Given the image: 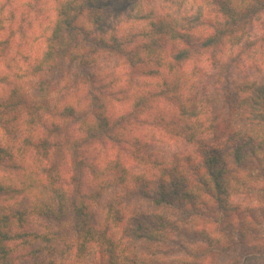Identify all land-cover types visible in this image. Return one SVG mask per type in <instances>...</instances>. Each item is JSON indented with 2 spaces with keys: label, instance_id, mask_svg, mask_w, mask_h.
Returning a JSON list of instances; mask_svg holds the SVG:
<instances>
[{
  "label": "trees",
  "instance_id": "1",
  "mask_svg": "<svg viewBox=\"0 0 264 264\" xmlns=\"http://www.w3.org/2000/svg\"><path fill=\"white\" fill-rule=\"evenodd\" d=\"M144 1L58 3L55 24L28 68L29 77L39 79L42 73L54 74L66 63H76L87 64V76L95 81L103 56L121 58L131 69L127 74L130 91H124L133 107L130 115L140 109L152 110L163 100L168 106L158 109L162 116L159 126L184 141L187 148L169 158H156L155 172L148 175L127 170L119 160L103 167L83 165L79 153L97 142L124 146L131 152L140 144L139 138L126 139L117 132L125 115L108 118L94 89L85 101L83 96L72 104L51 105L50 82L42 78L33 87L40 98H32L21 87L0 97V264H68L70 253V264H140L122 238L115 240L108 221L93 219L92 209L112 188H117L124 199H147L156 210H185L189 206L194 214L198 213L199 203L207 210L205 197L215 202L219 213H229L231 184L251 194L261 192L258 183L264 182V80L235 78V69L244 62L242 55L249 60L256 41L231 50L226 58L220 49L230 43L236 45L238 33L264 15V0H210L222 18L211 25L213 34L201 42L195 36L197 29L207 26L201 11L185 19H176L170 12L155 16L152 9L148 13L135 12ZM125 13V19L134 23L145 20L147 26L141 29L145 35L102 33L111 19L123 21ZM206 49L218 52L216 80L212 95L206 98L207 106L193 95L198 84L196 73L183 69ZM246 49L251 52L245 54ZM139 66L146 67L144 74L162 79L159 91L135 87L134 71ZM211 106H219L217 116L202 123L201 118ZM70 124L75 130L69 129ZM131 156L137 159V154ZM241 170L247 171L246 177L239 175ZM86 171L90 182H85ZM120 210L124 215L120 225L131 222L123 229H129L135 241L165 243V232L174 227L159 214L139 220L128 215L126 205ZM37 218L50 221V225L35 232L32 226ZM261 218L264 220V215ZM251 219L247 231L259 225L256 217ZM244 232L232 226L224 228L230 237L228 244L242 242L248 233ZM68 237L70 241L66 242ZM62 243L69 254L66 259H55L57 246ZM254 255L241 264L256 258L260 259L257 264H264L261 254ZM88 258L90 263H84Z\"/></svg>",
  "mask_w": 264,
  "mask_h": 264
},
{
  "label": "rangeland",
  "instance_id": "2",
  "mask_svg": "<svg viewBox=\"0 0 264 264\" xmlns=\"http://www.w3.org/2000/svg\"><path fill=\"white\" fill-rule=\"evenodd\" d=\"M60 2H65V0H0V97H5L13 89L21 87L29 92L32 98H40L37 89L33 87H36L39 79L42 78L50 82L48 102L51 105L72 104L78 97L82 100L83 96V101H85L89 91L94 89L92 91L98 94L100 101H103V111L108 118L115 120L125 115L117 132L126 139H132V136L139 138L140 144L131 152V150L124 149V146L97 142L79 153L83 165L103 167L107 163L119 160L127 170L136 174L148 175L149 172H155L153 163L156 158L161 156L169 158L173 153H181L187 145L159 126L158 122L162 116L158 109L168 106L163 100L156 103L152 110L140 109L130 115L133 107L131 101L127 99L130 96L124 91H130V86L127 85V74L130 75L131 69L123 59L103 56L97 67L99 69L95 81L87 76V64L78 65L76 63H66L54 74L42 73L39 79L29 77L28 68L37 59L46 36L50 34L55 24V8ZM151 9L156 13L155 16L170 12L176 19L189 18L194 16L198 10L201 11L207 26L196 30L195 36L200 38L198 42L212 35L214 32L212 26L217 25L222 18L210 0H145L138 9H135V12L137 10L148 13ZM127 10L133 11L130 7H127ZM127 14L123 15V21L118 18L111 19L110 25L104 26L102 33L104 35L113 33L116 36H122L126 32L145 35L146 33L141 31L147 26L145 20L134 23L125 19ZM146 29L149 31L148 28ZM238 35L235 39L236 45L230 43L228 47L220 49L224 52L225 58L231 50H237L242 44L252 40L256 42L252 47L254 55L249 60L242 55L244 62L242 67L237 66L235 69L236 80L245 77L258 81L264 80V15ZM245 52L247 54L251 50L246 49ZM214 53L217 55L216 58L212 57ZM200 54L188 61L183 69L196 73L198 84L192 90L193 95L207 106L206 98L212 95L216 80L215 61L218 58V52L206 49L201 50ZM146 70L144 66L135 69V87L148 92L159 91L162 79L159 76L144 74ZM114 76H117L118 80L115 81ZM89 81L94 82V85ZM95 88L98 89L95 91ZM218 109L219 106L207 108L206 115L201 118L202 123H208L217 116ZM62 119L64 120L60 118ZM69 129L75 130V125L70 124ZM131 153L137 154V159L132 157ZM234 172L238 173V171ZM239 173L240 176L246 177L247 171L241 170ZM69 177L71 173L66 175V179L69 180ZM85 182H90V175L87 171ZM258 186L262 189L261 192L251 194L231 184L232 198L229 201V213H219L215 202L205 197L204 200L209 206L205 210L204 205L199 203L196 209L197 214L191 212L189 206L185 210L179 208L156 210L147 199L140 197L124 199L120 197L117 188H112L92 209V215L96 221H108L110 232L116 235L115 240L122 238L128 250L134 252L139 258L140 264H241L253 254L256 257L259 253L264 259V220L261 218L264 215V182L260 181ZM125 205L129 210L128 215L137 217L139 220L147 215L158 214L170 220L174 227L165 232L167 236L164 239L165 243L133 240L129 229L126 231L123 229L126 225H120L121 217H124L120 206ZM254 217L259 225L256 224L255 228L247 231L245 227ZM128 223L131 224V222ZM49 225L50 221L37 218L33 222L32 230L39 232ZM116 225L121 227H115ZM226 226L235 227L236 230L249 234L247 233V237L240 243L228 244L230 237L224 233ZM68 241H70L69 237L66 242ZM224 246L227 248L224 249ZM67 254L69 253L65 250L64 243L58 244L55 259H66ZM93 258L96 261V258ZM71 259L70 253L67 259L68 264L72 262ZM257 260L258 258L248 263L257 264ZM259 261L260 259L258 263ZM87 262L89 258L84 261V263Z\"/></svg>",
  "mask_w": 264,
  "mask_h": 264
}]
</instances>
